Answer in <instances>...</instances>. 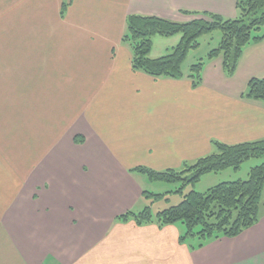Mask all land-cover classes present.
I'll return each instance as SVG.
<instances>
[{
    "label": "crops",
    "instance_id": "0c3cea01",
    "mask_svg": "<svg viewBox=\"0 0 264 264\" xmlns=\"http://www.w3.org/2000/svg\"><path fill=\"white\" fill-rule=\"evenodd\" d=\"M203 12L236 18V0H0V264H264V209L201 246L179 224L118 219L146 208L136 169L264 138V105L244 96L264 78V34L197 85L132 67L128 15Z\"/></svg>",
    "mask_w": 264,
    "mask_h": 264
},
{
    "label": "trees",
    "instance_id": "16d2710c",
    "mask_svg": "<svg viewBox=\"0 0 264 264\" xmlns=\"http://www.w3.org/2000/svg\"><path fill=\"white\" fill-rule=\"evenodd\" d=\"M65 4L62 5V13ZM237 17L224 18L218 14L203 12L202 18L188 22L168 19L128 15L122 36L132 51V67L153 77L180 78L182 64L192 49L199 45V37L213 30H220L221 39L217 47L211 49L209 59L221 55L227 73H233L243 48L260 37L252 32L264 24V0H236ZM180 35V40L167 54L152 58V38ZM202 63L191 66L193 85L200 82ZM245 98L260 101L264 105V78H251L247 84ZM214 152L198 158L181 170L167 169L153 171L147 168L136 170L144 173L151 181L195 184L202 176L218 173L226 169L237 170L250 158H264V138L237 144L214 141ZM145 194V191L142 195ZM160 198L162 194H154ZM264 202V162L252 167L246 180L222 182L208 189L206 193L190 191L182 200L167 208L151 213L146 207L138 214L130 211L118 219L126 221L132 217L137 224L156 222L159 225L179 224L184 233L180 241L197 238L203 242L220 237H235L254 225L260 217V205Z\"/></svg>",
    "mask_w": 264,
    "mask_h": 264
},
{
    "label": "rangeland",
    "instance_id": "374dc122",
    "mask_svg": "<svg viewBox=\"0 0 264 264\" xmlns=\"http://www.w3.org/2000/svg\"><path fill=\"white\" fill-rule=\"evenodd\" d=\"M263 34L264 24L259 29L254 30L251 35L253 37ZM179 38L180 35H175L172 37L154 36L152 38V48L150 53L152 52V54L156 56L165 55L166 48H168L169 50L172 46H176ZM220 39L221 32L218 29L203 34L199 37L198 47L188 52L182 64V72L184 76H187L191 73L190 68L196 63H202V71L200 73V76L202 77H204V74L208 75L211 69H214L212 68V66H209L211 63V59L207 57V52L209 51V48L217 47ZM219 58L221 57H218L217 59ZM262 162H264V158H250L249 160L243 162L237 170L229 168L218 173L206 174L202 176L195 184H186L183 187H181V183H168L149 180L147 183H145V187L143 189V191H145V194L142 197V202H140L138 206L141 205L142 208L149 207L151 213H155L163 208L178 204L182 200V197L190 191L206 193L208 189L222 182L246 180L248 178L250 169L258 164H261ZM154 194H162V196L158 198L153 196ZM263 209L264 202L260 205V212H262ZM133 212L136 213L138 211ZM193 241H198V239H189V242L192 244L195 243Z\"/></svg>",
    "mask_w": 264,
    "mask_h": 264
}]
</instances>
